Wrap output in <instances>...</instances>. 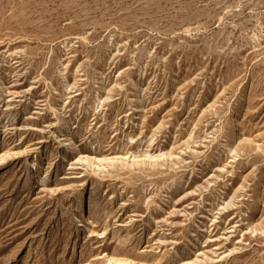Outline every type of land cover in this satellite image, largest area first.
<instances>
[{
    "label": "rangeland",
    "instance_id": "374dc122",
    "mask_svg": "<svg viewBox=\"0 0 264 264\" xmlns=\"http://www.w3.org/2000/svg\"><path fill=\"white\" fill-rule=\"evenodd\" d=\"M0 264H264V0H0Z\"/></svg>",
    "mask_w": 264,
    "mask_h": 264
}]
</instances>
